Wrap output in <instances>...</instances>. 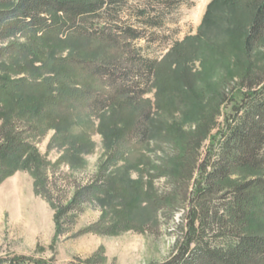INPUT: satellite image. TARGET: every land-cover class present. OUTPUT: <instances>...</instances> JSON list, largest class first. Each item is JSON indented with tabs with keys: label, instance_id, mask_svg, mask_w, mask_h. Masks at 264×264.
Returning a JSON list of instances; mask_svg holds the SVG:
<instances>
[{
	"label": "rangeland",
	"instance_id": "1",
	"mask_svg": "<svg viewBox=\"0 0 264 264\" xmlns=\"http://www.w3.org/2000/svg\"><path fill=\"white\" fill-rule=\"evenodd\" d=\"M105 2L107 10L119 9V17L108 15V19L99 20L101 26L108 23L110 30L114 28L112 40L100 45L102 33L97 30L100 28L96 26L97 20L78 28L92 27V32L82 33L86 38L74 31V35H50L46 47L59 58L68 54L102 58L122 62L125 68L129 66V57L140 60L134 96L142 108L139 124H149L150 139L140 142L135 132L126 131L116 141L108 142L99 124L103 119H116L109 113L113 110L89 113L82 105H78L79 114L70 126L73 134L62 135L52 128L35 137L59 189L53 194L55 199L65 203L71 182L86 184L96 180L101 167L107 164V172L97 179L103 185L113 180L109 184L112 196L101 195V199L86 203L74 220L65 219V232L58 234L55 204L38 192L30 171H17L0 184L3 264L14 256L31 258L29 264H35V260L44 264H164L178 254L185 242L191 216L198 218L195 226L201 223L200 200L210 204L212 210L224 206L221 193L193 192L194 186L202 183L199 171L202 162L215 158L208 152L210 139L190 149L191 173H186L188 177L180 182L169 174L167 161L180 153L179 146L171 141L180 134L174 126L188 132L193 130L195 123L185 122L183 117L190 120L197 115L201 106L198 96L203 103L208 102L222 77L227 76L228 86L222 113L231 112L236 98L248 90L247 84L259 81L258 88L264 86V41L251 52L244 48L248 9L224 5L220 0ZM127 28L130 31L124 34L122 30ZM53 40L55 44H51ZM145 60H157L154 70L148 69ZM246 72L249 78L242 85L241 78ZM185 89L190 97L187 102L179 99L182 98L179 92ZM123 112L128 116V110ZM145 113L150 114L148 121ZM223 121L224 115H219L213 132L222 127ZM111 154L114 159L110 161ZM175 192H179V200L172 206L165 205V199ZM131 196L137 198L135 203L131 202ZM88 228L94 229L81 233Z\"/></svg>",
	"mask_w": 264,
	"mask_h": 264
},
{
	"label": "trees",
	"instance_id": "2",
	"mask_svg": "<svg viewBox=\"0 0 264 264\" xmlns=\"http://www.w3.org/2000/svg\"><path fill=\"white\" fill-rule=\"evenodd\" d=\"M220 1L248 9L244 48L251 52L256 44L264 41V0ZM107 6L105 0H0V184L19 170L30 171L38 192L55 204L58 234L65 232V219L74 220L86 203L101 199V195L111 197L109 184L113 180L103 185L97 179L105 175L107 164L101 167L96 180L86 184L71 182L70 196L65 203L55 199L53 194L59 189L53 171L49 170V161L40 153L34 138L52 128L62 135L73 134L70 126L79 114L78 105H82L89 113L113 110L109 113L116 119H103L99 124L108 142L116 141L126 131L135 132L137 141L150 139L147 137L149 124H139L142 108L134 96L140 60L129 57L130 67L125 68L122 62L102 58L74 54L59 58L46 47L50 35H74V31L84 37L82 33L92 32V27L78 28L97 20L96 26L100 27L97 30L102 33L100 45L112 40L114 28L110 30L108 23L101 26L99 20L108 19V15L119 17V9L113 12ZM122 31L126 34L130 30ZM156 63L157 60H145L150 71ZM248 72L241 78L242 85L249 78ZM49 73L52 75L42 78ZM226 81L227 76L220 79L214 87V97L208 102L203 103L198 96L201 106L196 116L190 120L183 117L185 122L195 123L193 130L188 132L174 126L180 134L171 141L179 146L180 153L167 161L169 174L180 182L188 177L186 173H191L190 149L210 139L208 152L215 158L202 162L199 168L202 183L194 186L193 192L221 193L224 206L212 210L210 204L200 200L201 223L195 226L198 218L191 216L185 242L178 254L164 264H264V86L258 88L259 81L247 84L248 90L236 98L231 112L222 113L227 100ZM182 90L179 99L190 101L189 93ZM124 110L129 111L128 116ZM219 115H224L222 127L213 132ZM144 117L148 121L150 114ZM175 193L165 199V205L172 206L179 200V192ZM131 198L135 203L137 198ZM91 229L94 228L81 233ZM28 261L32 259L14 256L7 264H29ZM35 264L44 262L35 260Z\"/></svg>",
	"mask_w": 264,
	"mask_h": 264
}]
</instances>
